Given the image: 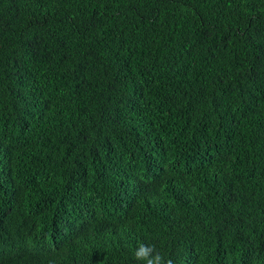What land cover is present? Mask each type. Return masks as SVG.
Here are the masks:
<instances>
[{"label": "trees", "instance_id": "1", "mask_svg": "<svg viewBox=\"0 0 264 264\" xmlns=\"http://www.w3.org/2000/svg\"><path fill=\"white\" fill-rule=\"evenodd\" d=\"M264 264V0H0V264Z\"/></svg>", "mask_w": 264, "mask_h": 264}, {"label": "clouds", "instance_id": "2", "mask_svg": "<svg viewBox=\"0 0 264 264\" xmlns=\"http://www.w3.org/2000/svg\"><path fill=\"white\" fill-rule=\"evenodd\" d=\"M133 257L139 264H172L170 259L156 251L154 245L143 242L137 244Z\"/></svg>", "mask_w": 264, "mask_h": 264}]
</instances>
